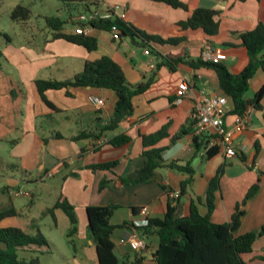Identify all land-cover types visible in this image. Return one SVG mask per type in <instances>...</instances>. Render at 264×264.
Wrapping results in <instances>:
<instances>
[{
  "label": "crops",
  "instance_id": "obj_1",
  "mask_svg": "<svg viewBox=\"0 0 264 264\" xmlns=\"http://www.w3.org/2000/svg\"><path fill=\"white\" fill-rule=\"evenodd\" d=\"M176 1L186 9L152 0H85L69 7L65 19L67 24L61 32L75 35L76 26L72 22L89 13L86 3L90 4L89 10L102 12L117 5L121 7L118 15H123L122 20L132 28L164 41L180 39L177 45L153 41L140 43L130 37L115 41L108 31L93 28L89 37L95 39L97 48L88 52L80 45L54 38V31L46 26L45 30L36 29L37 33L21 47L23 50L12 47L0 50V144L9 147L8 157L21 162L18 165L10 158L4 161L0 156V163L5 164L3 167L7 170L0 168V208L12 207L19 214V217L3 221L2 226L16 225L34 234V228L38 227L36 219L23 215L13 205L14 197L9 196L8 191L19 189L25 192L26 184L44 186L47 179L56 175L61 179L59 192L52 197V207L48 201L42 208L46 213L52 209L56 212V219L67 221L68 230H62L66 236L70 229L69 219L55 205L67 202L74 210L80 229L73 234L75 239L67 240L69 257L66 263L98 264L95 244L88 230H84L87 229L85 209L89 206H115L110 223L118 230L113 231L111 240L119 264H133L139 259H142L139 264H156L152 253L158 244L157 237H142L146 244L143 250H132L128 242L121 243V240H127L136 231L135 225L142 223L143 217L139 213L142 208H149L150 219L162 220L169 199L177 198L181 184L189 176L171 169V163L190 164L194 170L192 181L178 202L179 216H188L192 207L202 216L207 214V188L219 173V188L214 192L210 221L214 224L228 223L236 206L250 188L257 185L256 193L242 207L243 215L235 236L258 230L264 224V97L260 110L248 111V123L243 132L233 136L236 155L226 157L219 147L216 155L206 159L205 140L192 135L195 104L205 94L225 95L213 70L192 69L186 64L187 61L198 60L207 43L215 52L225 54L226 60L222 64L230 73L241 72L249 59L239 35L251 31L260 22L264 23V0ZM198 8L217 12L215 21L219 29L216 35L209 37L201 29L181 27ZM7 44H12L11 38ZM145 50L149 51L148 55L144 54ZM101 57L112 59L128 84L149 83L143 93L132 99V114L114 130L107 131L103 129L113 115L116 101L113 91L91 87L47 90L43 93L44 101L34 83L36 80L71 79L82 71L85 62H94ZM165 59L183 62L173 70L158 68V63ZM1 61L11 72L2 66ZM182 81L188 84L189 93L176 103V88ZM262 85L264 73L258 69L250 80L245 98L251 99ZM90 95L102 99L103 105L99 108L91 105L88 102ZM225 109L224 126L231 129L236 115L230 114L232 106L228 100ZM183 127L186 133L171 144L172 138ZM162 130L166 136L154 147L165 150L155 176L142 184L122 182L132 171L143 167L142 137ZM82 133L88 138L81 139ZM121 135L129 137L130 142L119 147L108 143ZM195 138L203 142L196 145ZM112 162L116 165L111 169H92L95 165ZM167 190H170V195ZM25 193L28 210H31L35 206V194ZM23 217V222H14ZM263 249L264 237H261L253 243L252 251L243 256L244 262L264 264ZM40 251L43 252L40 255L42 264V257L50 252V247H42ZM30 255L37 256V253Z\"/></svg>",
  "mask_w": 264,
  "mask_h": 264
},
{
  "label": "trees",
  "instance_id": "obj_2",
  "mask_svg": "<svg viewBox=\"0 0 264 264\" xmlns=\"http://www.w3.org/2000/svg\"><path fill=\"white\" fill-rule=\"evenodd\" d=\"M4 0H0L2 2ZM69 7L85 0H58ZM164 2L173 7L186 9V7L176 0H152ZM246 1V0H238ZM86 3V2H85ZM83 4V3H82ZM87 12L90 4L86 3ZM98 10V9H96ZM217 12L205 8H198L191 13V16L181 24L185 29H201L207 36L211 37L218 33L219 25L215 21ZM30 12L27 8L16 7L11 18L14 21L29 19ZM44 22L47 27L54 31L53 37L63 39L67 42L80 45L88 52L97 48L96 41L89 35H66L61 32L62 27L67 21H62L57 17H46ZM76 26L77 22H72ZM78 24V23H77ZM89 24L94 29L109 31L112 25L117 26L121 37L138 39L140 43L153 41L157 43H167L177 45L181 40L171 38L167 41L148 36L132 28L123 20L112 17L108 19H96ZM7 42L10 38L4 35ZM242 46L246 49L249 62L239 73L232 74L222 63L212 64L204 62L199 58L196 61H187L186 64L192 69L207 68L213 70L218 78V86L232 106L230 114L242 116L249 110H260L261 101L264 97V85H262L251 99H246L245 94L249 89V83L255 72L259 69L264 73V23H258L251 31L240 34ZM1 57V51H0ZM182 60L165 59L158 63L157 67H168L173 70ZM35 86L41 95L47 90H61L69 87H91L102 88L113 91L116 97L114 111L103 131L114 130L122 121L132 114V99L143 93L149 83L132 86L127 83L120 67L109 57H101L94 62H85L81 72L75 74L71 79L64 81L56 80H36ZM47 104V102H45ZM186 133V128H182L180 133L172 138L171 144L176 139ZM166 136L164 130L154 135L142 137V159L143 167L132 171L122 182L126 184H142L149 182L154 176L155 171L161 167L162 153L165 149L155 148L156 143ZM81 139L88 138L86 134ZM76 138V140L79 139ZM203 142L200 138H195L194 142ZM130 142V138L121 135L108 141L114 147H119ZM201 145V144H200ZM199 148V146H198ZM219 152V146L215 145L205 152L206 159H209ZM243 159V158H242ZM116 162L99 164L92 167L94 170L111 169ZM169 167L177 172L188 174L189 178L180 186L177 198L169 199L167 208L162 220L149 219L148 223L142 227H135L140 237L155 236L158 244L152 253V258L156 264H247L243 256L252 251L253 243L264 237V224L258 229L245 234L235 236L240 225V218L243 215L242 207L246 201L257 191V185L250 188L241 203L236 206L234 213L228 223L214 224L210 221V214L213 211L214 192L219 188V173L210 181L206 192L207 214L202 216L192 207L188 216L178 215V202L187 185L192 181L194 170L190 164L178 165L171 163ZM100 186L99 190H101ZM163 189H165L162 186ZM170 195V190H167ZM55 208H60L68 217L71 228L66 234L67 237L73 235L77 230L75 225L77 220L74 210L67 202H57ZM115 206H89L85 209L87 230L90 238L95 244L98 264H119V260L114 253V243L111 240L115 226L111 225L110 220L115 211ZM50 213V211L48 212ZM19 217L17 211L12 207L0 208V264H40V251L42 247H48L47 239L36 227L34 234L23 231L16 225L2 226L3 221ZM36 249V250H35ZM37 253V256L30 254ZM26 254L28 257L26 258ZM142 259L133 264H139Z\"/></svg>",
  "mask_w": 264,
  "mask_h": 264
},
{
  "label": "rangeland",
  "instance_id": "obj_3",
  "mask_svg": "<svg viewBox=\"0 0 264 264\" xmlns=\"http://www.w3.org/2000/svg\"><path fill=\"white\" fill-rule=\"evenodd\" d=\"M18 6L29 10V19L14 21L11 18L13 10ZM68 12L64 3L58 0H4L0 2V50L11 49V47L13 49H22L21 47L25 46L26 41L31 40L34 34L37 33L36 29H46L44 18L57 17L60 20H65ZM4 35L11 38V45L7 44ZM1 62L2 66H4V61ZM5 69L11 72V69H7L6 67ZM8 150L9 147L7 145L0 144V156L4 161L10 158L8 157ZM10 161L18 165L21 164L20 160L17 159L10 158ZM4 165L0 163V168L6 170L3 167ZM45 184L44 186L26 184L24 191L34 193L36 197L34 201L35 206L31 210H28V198L25 196L14 197L12 203L17 209L22 211L23 215L36 219L39 230L49 243L50 252L42 257V264H73L70 261L66 263V259L69 257L68 253H66L69 246L67 240L75 239L73 235L66 237L62 234V230H68L67 221L65 219L62 221L60 218L56 219V212L52 209L49 210L50 213H46L42 208L43 203H47L48 201L51 202L49 207H52V197L58 194L61 179L55 175L52 179H47ZM1 208L3 207L1 206ZM23 221L24 217L17 218L14 222ZM75 227L76 230H80L78 224ZM117 228L116 230H118ZM71 243L70 247L72 245Z\"/></svg>",
  "mask_w": 264,
  "mask_h": 264
},
{
  "label": "built area",
  "instance_id": "obj_4",
  "mask_svg": "<svg viewBox=\"0 0 264 264\" xmlns=\"http://www.w3.org/2000/svg\"><path fill=\"white\" fill-rule=\"evenodd\" d=\"M120 10L121 7L115 5L110 6L103 12L95 10L92 13L83 15L77 19L78 24L76 23L74 33L77 35H89L93 29L89 22L96 19L117 17L122 20L123 15H118ZM108 32L110 33L112 40L117 41L120 39V31L117 26L112 25ZM144 54L148 55L149 51L145 50ZM200 58L202 61L212 64H219L226 60V56L223 52H215L212 46L207 43L203 46ZM150 67H153V65L150 64ZM188 93V84L185 81L180 82L176 88L175 102L180 103L186 96H188ZM88 102L98 108L103 105V100L93 95L88 96ZM226 105V96H214L209 94L203 95L195 104L193 113L195 122L192 129V135L201 137L205 140V152L217 145L225 152L226 157H234L236 153L233 147V136L237 133L243 132L246 128L248 123V112L242 116H236L233 127L231 129H226L223 122V117L226 114ZM47 176L50 177L51 174H48ZM8 194L11 197L26 195L25 192L19 189L9 190ZM139 213L143 217V221L141 224H136L135 227L145 226L150 219V210L148 207L142 208ZM125 242H128L132 250H143L146 247L145 241L142 237H140L137 230L133 231L127 240H121V243Z\"/></svg>",
  "mask_w": 264,
  "mask_h": 264
}]
</instances>
